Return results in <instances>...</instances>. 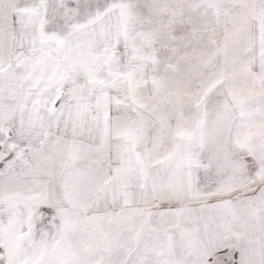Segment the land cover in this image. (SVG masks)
I'll return each instance as SVG.
<instances>
[{
    "label": "snow or ice",
    "instance_id": "1",
    "mask_svg": "<svg viewBox=\"0 0 264 264\" xmlns=\"http://www.w3.org/2000/svg\"><path fill=\"white\" fill-rule=\"evenodd\" d=\"M0 264H264V0H0Z\"/></svg>",
    "mask_w": 264,
    "mask_h": 264
}]
</instances>
